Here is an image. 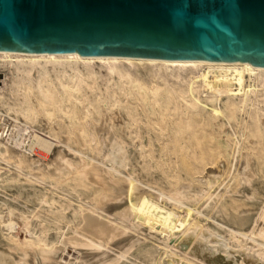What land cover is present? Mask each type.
<instances>
[{
  "label": "bare ground",
  "instance_id": "6f19581e",
  "mask_svg": "<svg viewBox=\"0 0 264 264\" xmlns=\"http://www.w3.org/2000/svg\"><path fill=\"white\" fill-rule=\"evenodd\" d=\"M90 64L170 70L175 82L164 101L185 103L178 131L154 135L138 125L139 112L122 118V108H104L119 102L124 81L118 91L102 85L105 106L86 122ZM0 71V264H264L247 244L264 260V68L0 51ZM138 83L126 96L162 95L150 89V97ZM6 121L20 135L5 131ZM222 132L254 146L228 183L221 175L197 181L206 158L221 153Z\"/></svg>",
  "mask_w": 264,
  "mask_h": 264
},
{
  "label": "water",
  "instance_id": "95a60500",
  "mask_svg": "<svg viewBox=\"0 0 264 264\" xmlns=\"http://www.w3.org/2000/svg\"><path fill=\"white\" fill-rule=\"evenodd\" d=\"M0 51L264 68V0H0Z\"/></svg>",
  "mask_w": 264,
  "mask_h": 264
},
{
  "label": "rangeland",
  "instance_id": "374dc122",
  "mask_svg": "<svg viewBox=\"0 0 264 264\" xmlns=\"http://www.w3.org/2000/svg\"><path fill=\"white\" fill-rule=\"evenodd\" d=\"M82 67H81V64H79V68L82 71L85 72L84 67L83 68ZM90 67H89L90 70L93 69V71H94V74L92 76V78L94 80L92 81V84H90V85L87 84L88 86L84 85L85 86V90L87 92V96H86V98H84V102H83L84 111L86 110L85 113H84V115H86L85 116V121H86L87 118H88L87 119L88 123L91 121L90 120V115H92V117H93V113L96 114V112L98 110L97 109L98 106H102V108L105 106L104 103H102V99H101L102 97L101 96H100L101 100L99 99V95H101L102 90H103V86L102 85H105V88L107 89L108 92H110L113 89L118 91V90H120V87H119L120 86V81H124L126 83L129 82V84L127 83V84L123 85V88L125 89L124 92H119L118 91V94H117L116 98L119 100V102L117 103L119 105L115 104V106L111 105L109 107L108 105H110L111 103H108V105H106L104 108H110L112 110L114 109L115 111H118L120 108H122V110H119V111H121L120 113H121L122 118L125 117L126 113L128 112L127 110H129V109L131 111H133V112H136V113L139 112L138 113V117H137V118H139V119H137V120H139L138 121V123H139L138 125L141 126V127H144L146 125L147 128L149 127L148 129L151 130L150 132L152 134H154V135L156 133L157 134L158 133L162 134L164 132L163 136H166L165 133H168L169 136H172V135L175 134L176 131H178V129L180 127L181 118H182V117L180 118V116H181V112H182L183 108L185 107V103L180 98H178L177 100L172 98L170 100V103H169L170 105L168 103H166V101H164V99L169 97L167 91L172 89V86H173L172 84L175 82V79L171 76L170 70H167L166 72L164 70H160V72H158L154 68V69H152L153 73L150 74V72L148 71L149 69L148 68L146 69L145 67H131V68H127L126 69L123 66L119 65L117 67L109 69V68L106 67V65H102L101 67H98L96 64H90ZM96 71H99V72L96 73ZM0 73H1L0 74V80H2L4 78V75L2 74L1 71H0ZM161 74H163V78L161 77ZM181 74L183 76H185V77H184V79H182L180 85L183 88H185V85L187 84V83H185V82H187L186 74L185 73H181ZM119 78H123V80L122 79L120 80ZM135 80H137L139 82L138 84L142 85L143 88L146 89L147 93L150 94V97L153 96V95H151L152 91L153 92L157 91V92L160 93V95L162 94L163 96L162 95L160 97L155 96V98L157 97L156 98V102L154 100H152V97L150 99V102H149V100H147V101L142 100L141 99L142 96H141V98H139V96L135 95V93H133V92H132L131 95H129L130 97L126 96V94L130 91V88H132L131 86L135 85ZM182 82H183V85H182ZM1 85L2 84L0 83V86ZM150 89H153V90L151 91ZM165 90H167V91H165ZM140 91H142V90H140ZM125 92H126V94H125ZM120 93H121V95L119 96ZM164 93H166V94H164ZM122 94H124V95H122ZM175 97H177V96H175ZM128 98H129V101L127 100ZM85 102H87V103H85ZM120 102H122V103H120ZM74 103H73V107L74 108H75V106H76V108L80 107V103L79 102L78 103L74 102ZM113 103H114V100H113ZM125 103H128L129 106H131V107H129L128 104H125ZM66 104H69V103H64L63 105H66ZM76 104H78V106ZM121 104L122 105L124 104V105L122 106ZM126 105H127V107H125ZM88 107H89L90 111H88L89 110V109H87ZM158 107L160 108V110H159ZM123 108L126 109V110L123 111ZM136 108H137V110H136ZM169 108H171V109H169ZM116 109H118V110H116ZM132 109H134V110H132ZM131 111H129V112H131ZM167 113H168V115H167ZM95 116H97V115H95ZM95 116H94V118L96 120L92 121L93 123L94 122L95 123L91 124V125H93V127H95V129H98V127H100V125H101V121H99V120L97 121V117H95ZM242 117L243 118L246 117V120H248L247 116L242 115ZM263 118L264 117H263L262 113L260 112L259 113L260 130H261V134H262L261 136H262L263 141H264V124H261L262 121L264 120ZM47 119L48 118H43L42 119L43 122L41 120L40 124H41V126L43 128L42 127H40V128H42V129L47 128L48 125L45 124V123H47L49 121ZM44 120H45V123H44ZM46 120H47V122H46ZM42 123H44V124H42ZM150 123H151V126H150ZM211 123H212V127L214 129L218 128L217 126H219V123H215L213 121ZM5 124H6V127H4L5 131L8 130L9 127H10V129H12V128L14 129V127H12V124H11L10 121L9 122L6 121ZM204 124L201 125L200 130L204 127ZM44 125H46V126L44 127ZM252 125H253V122H250V126H252ZM53 126H54L53 128L56 129V130H54V132L56 131L57 133H59L61 131V128L58 125H53ZM160 128L163 131H161ZM239 128H240V130H242V125L241 124H237L236 127L232 128V132L234 133V131H235V133L234 134L231 133V134L233 135V137H236V139H240L239 134L237 133L238 136L236 134V132H237V130H239ZM13 132L16 133V136L20 135V131L17 130V129H14ZM245 132L248 133L249 131L245 130ZM244 138L246 140L245 139L240 140V142L238 144V143H235L236 139L233 140L234 138H232L231 135H226V133L222 132L221 133V137L219 139H216L217 140L216 142H218V145L220 146V148H222L221 153L218 155V153L215 152L214 153L215 155L212 156V157H214V159H212V157L211 158L210 157L206 158L205 165H201L200 166L199 173H198V178L196 180L197 181H203V180H207L209 178L211 179L213 176L221 175L220 176V180H223L225 184H226V182L228 183L230 181L229 179L232 177V175L235 173V171L239 170L240 167H241V154L246 153V152H250V148L254 146V145H252L249 142V138L248 139L246 137H244ZM241 141L243 142V144H242ZM245 142H248L249 144H247V143L245 144ZM235 144L237 146V149H239L240 152L236 149ZM245 146H246V148H245ZM263 146H264V142H263ZM217 155H218V157H217ZM233 158H235V159H233ZM76 161L78 162L77 159H76ZM238 161H239V163H238ZM228 163H229V165H228ZM1 165H2V162H0V166ZM228 166H229V168H228ZM234 166H235V169L233 170ZM4 167L5 166L2 165L0 168H4ZM164 169L166 170V168H164ZM228 169H229V171H228ZM219 172H220V174H219ZM216 173H217V175H216ZM17 235L21 239H23V237H24V234L21 231H18ZM148 238H150V237H147V239ZM148 240H152V239L150 238ZM243 242H244V240H243ZM247 244L248 245L252 244L253 252H251V253L254 254V256L257 259V261L258 262H264V260H262L260 257H258L256 255L258 248L255 247L254 244L252 242H250L249 240H247ZM64 258L66 260L69 259L66 256Z\"/></svg>",
  "mask_w": 264,
  "mask_h": 264
}]
</instances>
